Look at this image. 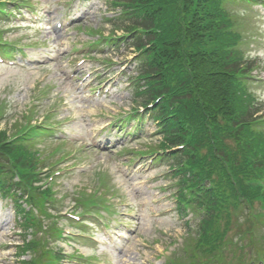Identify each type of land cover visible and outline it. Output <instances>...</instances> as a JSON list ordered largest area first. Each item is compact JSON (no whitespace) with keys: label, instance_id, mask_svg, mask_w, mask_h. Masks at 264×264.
Segmentation results:
<instances>
[{"label":"rangeland","instance_id":"obj_1","mask_svg":"<svg viewBox=\"0 0 264 264\" xmlns=\"http://www.w3.org/2000/svg\"><path fill=\"white\" fill-rule=\"evenodd\" d=\"M24 1L34 7L37 14L40 13V21L38 20L29 28L5 30L6 26H3L2 29L7 33L9 40L32 39V43L42 45L36 52H30L31 50L27 49L29 54L26 57H38L40 62L17 67L0 63V101L4 100L6 105L8 102L7 110L11 113L10 118L3 121L1 126H6L13 131L14 120L16 118L20 120L29 107L35 105L38 107L35 115H38L36 118L41 117L40 120L49 109H52L48 114L52 119L60 120L61 123L68 120L61 132L67 139L65 140L66 151L74 150L77 153L76 167H72L70 161L63 160L55 168L56 171H61L52 189L54 191L57 189L56 195L61 197L60 200L68 196L65 199L66 209L73 205L74 191L88 193L94 190L97 186L95 181H98L94 170L101 166L106 171L104 176L108 184L114 185L115 193H117L115 201L119 200L118 197L121 194H123V200H126L120 203L119 211L125 210L127 206L133 207V211L129 212V215L134 217L131 221L133 230L130 234H127V230L121 232L128 238L120 239L114 235V238H117L115 243L120 246V249H117L115 245L94 247L82 240H76L71 245L64 242L55 245L56 247L62 245L64 254L61 255L65 256L66 251H73L82 257L66 258L65 256L59 264H166L168 255L174 249H178L182 241H186V226H184V219L176 216L175 211L169 212V209L174 207L173 200L158 191L160 185L164 183L163 175L160 174L163 173L165 166H156L155 169L150 170L144 166L140 172H134L133 176L124 175L127 169L131 170L136 165V163L132 164L138 156L134 153L143 150L146 145L154 147L157 144V138H153L151 134L155 130V123L146 121L143 133L135 141H124L118 145L99 149H95L94 142L90 141L92 136L100 134L99 129L106 127L111 119L127 115L136 105L132 100L134 95L131 94L130 89L125 88L128 82L120 74L119 66L113 64L108 69L102 70L103 62L107 59L112 62H132L134 49L127 48L125 44H121L114 50L100 49L98 46L100 44H95L97 45L95 48L89 45L97 38L95 36L97 34L93 35L95 30L107 35L113 29L105 18L117 15V10L115 11L114 7L109 8L110 0L108 4V0H101V2L93 0L88 2L90 8L84 14L87 5L75 1L74 4L77 7L72 9L68 16L69 20H73L75 15L78 17L73 20L75 25L60 30L58 37L55 30L47 32L42 26L49 17H53L56 21L66 18L67 1ZM259 6L252 2L243 3L247 11L239 29L245 37L244 43H248L245 54L255 59L257 64L252 73L256 76V83L254 85L252 83L251 89L264 101V8ZM17 12L19 17H13L12 22L26 25L27 23L22 20H29L32 13L25 8ZM49 26L51 27V24ZM87 53L95 58L90 59L89 56L84 55ZM81 58H87V61L77 63L76 60ZM77 67H81V73L73 77ZM97 70L102 71L98 74ZM87 73H91V76L87 77ZM98 75L106 76V78L99 79ZM130 75H135L133 70L130 71ZM117 78L120 82L113 85L114 89L111 88L106 96L97 95L96 90L106 86L107 81L104 82V79H113L115 82ZM90 81L91 84H89ZM43 88L47 93L39 92V89ZM37 146L44 148L46 143H39ZM51 147L52 145L48 146V149ZM123 151L130 153L127 156ZM139 174L140 179L136 177ZM115 215L112 217H118L120 212L117 216ZM1 217L7 220H0V244L8 248L0 250V258H5L0 264H14L16 263L15 249L10 244L18 242L21 237L17 236L9 208L0 209ZM118 229L120 225L114 228V230ZM101 234L99 230L94 237L98 238ZM25 257L28 256L25 255ZM182 260L188 262L185 258Z\"/></svg>","mask_w":264,"mask_h":264},{"label":"trees","instance_id":"obj_2","mask_svg":"<svg viewBox=\"0 0 264 264\" xmlns=\"http://www.w3.org/2000/svg\"><path fill=\"white\" fill-rule=\"evenodd\" d=\"M118 1L127 23L123 28L135 31L133 44L139 48L152 43L139 61L144 85L139 92L144 103L160 97L154 116L165 135L163 146L191 134L188 148L175 157L176 165H183L179 172L189 170L192 179L215 185L207 190L208 213L194 249L210 246L217 255L220 248H228L223 241H211L218 238L221 217L228 215L222 214L223 206L230 197L245 196L246 176L263 165L249 167L244 161L247 155L258 159L264 142L252 123L261 106L252 109L247 77L254 60L245 59V37L235 29L236 9L226 5L231 0ZM241 122L245 124L238 126Z\"/></svg>","mask_w":264,"mask_h":264}]
</instances>
